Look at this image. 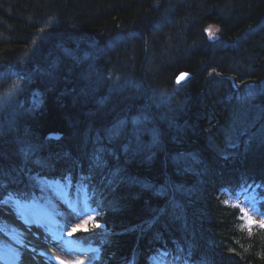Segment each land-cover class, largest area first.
Segmentation results:
<instances>
[{"label":"trees","instance_id":"1","mask_svg":"<svg viewBox=\"0 0 264 264\" xmlns=\"http://www.w3.org/2000/svg\"><path fill=\"white\" fill-rule=\"evenodd\" d=\"M52 183L91 264H264V0H0V204Z\"/></svg>","mask_w":264,"mask_h":264},{"label":"rangeland","instance_id":"2","mask_svg":"<svg viewBox=\"0 0 264 264\" xmlns=\"http://www.w3.org/2000/svg\"><path fill=\"white\" fill-rule=\"evenodd\" d=\"M61 187V184L52 183L51 188L48 190L49 196L40 200L42 205L46 203L51 204V213L48 211L44 212V210L41 211L42 207L34 209L21 208L20 206L25 207L28 206L29 203H22V201L14 199H8L0 204V264H20L17 256L11 250L10 241L23 240L25 238L21 237L15 226L12 224L13 216L19 217L24 224L32 228L33 225L31 224L34 222L39 223L42 226L50 223L56 234L54 240L51 239L50 242H46L38 249L42 254V259L45 264H89L92 261L91 259L95 257L94 253L81 254L72 248L69 243V234L67 230L74 227L73 224L75 218L70 212L66 213L63 211L67 210V208L64 207V202L61 201ZM54 198L57 200L56 203H54ZM57 211L60 212V216L56 215ZM55 216L58 217V223H55ZM256 218L260 217L256 215ZM58 224L60 226H58ZM33 230L36 233L34 235L35 237L33 236V240L40 238L39 235L43 232H40L37 228H34ZM46 230L47 229L44 228V234ZM45 236L51 237L48 232H46Z\"/></svg>","mask_w":264,"mask_h":264},{"label":"bare ground","instance_id":"3","mask_svg":"<svg viewBox=\"0 0 264 264\" xmlns=\"http://www.w3.org/2000/svg\"><path fill=\"white\" fill-rule=\"evenodd\" d=\"M62 137V135H61ZM22 203L28 202L29 205L21 208H29L34 209L32 206V202L29 200V198H23ZM54 198V203L57 202ZM62 201V200H61ZM31 202V203H30ZM46 206H42L41 210H44ZM12 224L15 226L18 233L21 235V237L25 238L23 240H11V250L13 253L17 256L18 261H20V264H45L44 260L42 259V254L38 250L41 245H44L47 241L46 239L38 238L33 240V236L36 234L34 232V228H37L40 232H44V228L47 229V224L42 226L39 223H32L33 228L24 224L19 217H12ZM35 237V236H34Z\"/></svg>","mask_w":264,"mask_h":264},{"label":"water","instance_id":"4","mask_svg":"<svg viewBox=\"0 0 264 264\" xmlns=\"http://www.w3.org/2000/svg\"><path fill=\"white\" fill-rule=\"evenodd\" d=\"M190 77V73H187V72H182L178 75L177 77V81L178 82H182V81H185L187 80L188 78ZM229 79H231V81L234 82V78L233 77H230ZM234 85L235 87L237 86V84L234 82ZM61 133H58V132H52L49 134V137L52 138V139H60L61 138Z\"/></svg>","mask_w":264,"mask_h":264},{"label":"snow or ice","instance_id":"5","mask_svg":"<svg viewBox=\"0 0 264 264\" xmlns=\"http://www.w3.org/2000/svg\"><path fill=\"white\" fill-rule=\"evenodd\" d=\"M262 226H264V225H262Z\"/></svg>","mask_w":264,"mask_h":264}]
</instances>
